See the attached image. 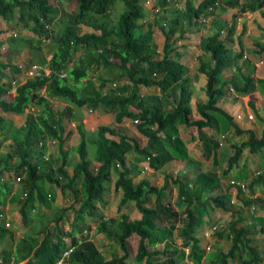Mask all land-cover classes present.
I'll list each match as a JSON object with an SVG mask.
<instances>
[{
    "label": "trees",
    "instance_id": "trees-1",
    "mask_svg": "<svg viewBox=\"0 0 264 264\" xmlns=\"http://www.w3.org/2000/svg\"><path fill=\"white\" fill-rule=\"evenodd\" d=\"M116 1L0 0V19L5 24L31 31L34 37H23L37 51L42 49V38L49 41L53 26L58 24L59 27L55 45L50 46L46 54L50 57L34 61L46 65L49 74L30 76L17 84L18 79L14 77L21 73V67L0 60V146L6 138L10 139L7 149L0 150V204L3 203L2 193L10 192L13 186L9 181H1L4 171L19 177L23 194L26 193L17 196L18 212L25 226L31 221L30 210L37 203L43 205L49 201L46 187L54 184L61 190L69 189L73 198L68 206L58 208L52 216L53 226L37 222L14 245L1 248L0 264L21 261L54 264L66 248L65 237L76 245L65 258V264H128L126 242L132 234L139 237L133 258L135 264H189L177 262L183 257L182 250L166 239L174 237L175 231L184 247H188L189 262L200 263L205 255L197 235L210 209L233 214L217 232L219 237L227 236L231 242L227 249L218 251L215 263L229 264V259H238V264H262L263 255L250 237L254 228L242 223L240 209L231 211V186L223 184L219 174L210 168L218 164L219 140L203 128L218 131V122H222L223 128L234 126L232 117L218 106L222 96L230 88L239 94L256 89L253 59L238 65L237 60L243 56L242 43L238 41L236 52L228 47L227 40L235 26L233 19L228 21L222 15L229 8H237L240 12L259 10L264 16V0H200L197 5L193 0H182L181 6L178 3L181 0H153L151 18L147 17L146 0H119L125 10L110 24L108 20ZM215 12L218 15L213 21L215 31L199 42L200 49L210 55L208 61L198 56L197 71L205 77L204 96L192 105L191 79L184 74L185 66L176 42L184 38L186 32L200 28L204 19ZM223 29L225 36L220 33ZM2 32L4 29L0 28ZM156 32L163 35L159 58H156L154 43ZM10 39L14 38L7 39L11 48ZM2 46L0 41V57ZM256 47L253 53L264 51V43H257ZM97 66L108 71L115 68L116 74L112 78L100 75L97 83L89 76ZM232 68L234 71L229 76L223 75ZM61 71L66 75L60 76ZM112 79L118 83L107 88V80ZM257 82L264 85V79ZM53 99L66 103L58 106ZM250 104L254 108V104ZM82 106L110 113L117 124H123L127 118L138 119L134 124L147 138L146 144L142 146L135 137L112 125L87 130L78 114ZM10 113H26L21 127L14 126L5 117L4 114ZM65 121L75 123L80 137L75 147L78 159L73 163L71 174L66 170L68 157L64 144L70 132H65ZM235 131L241 132L237 126ZM247 132V139L232 144L224 175L237 163L244 148L251 153H264V133L257 138L252 131ZM184 134L188 138H183ZM50 140L57 142L59 164H55L56 158L49 150L47 141ZM89 144L95 148L92 158L88 157ZM130 152L134 154L133 163L128 160ZM191 154L198 165H205L207 169L198 166L193 172L188 169L166 172L160 187L143 176L132 181L136 167L142 163L143 173L147 167L162 169L176 158L189 163ZM44 155L48 158L44 159ZM111 181L114 189L120 191V197L116 215L107 217L102 209L108 204L105 191ZM257 182L264 183L261 172L246 183L247 194L238 188L235 196L243 205L250 206L257 200V196H253ZM183 205L179 211L177 207ZM133 209L135 215H131ZM182 213L184 216L176 222ZM258 220L263 224L260 228L263 233L264 220ZM4 221L0 212V244L7 233L14 241L13 232ZM90 221L96 223L97 233L113 243L112 247L120 246L121 254L109 259L104 257L90 236ZM65 222L69 231L61 227Z\"/></svg>",
    "mask_w": 264,
    "mask_h": 264
},
{
    "label": "crops",
    "instance_id": "crops-1",
    "mask_svg": "<svg viewBox=\"0 0 264 264\" xmlns=\"http://www.w3.org/2000/svg\"><path fill=\"white\" fill-rule=\"evenodd\" d=\"M193 2L195 5H197L198 2H200V0H193ZM146 10H147V17L151 18L152 12L148 8H146ZM217 16H218L217 12L209 15L208 17H206L204 19V23L200 28L195 27V28H193L192 31L186 32L184 34V38L178 39L179 41H181L179 46L176 42L177 50L181 55L180 60L185 66L186 76L190 77L191 83H192L193 95H192L191 103H195L196 99H201L204 96L202 94H203V88H204V83H205V77L203 74H201L197 71V67L199 65L198 56H201L203 59L208 61L210 55L208 53L203 52L200 49L199 42L203 36L211 34L212 32L215 31L216 27H215V24L213 21H214V19H216ZM222 17L228 19V21L233 19V23L235 26L234 31L232 33V36L230 38H228V40H227L229 42L228 47L232 51L236 52L239 50L238 41L240 40L242 43L243 56L237 60L238 65H241L243 62H246L249 59H251V60L253 59L252 61L255 65L253 76H254V79L256 82V89L251 93L239 94L230 88L229 90L226 91V94L224 96H222L220 102L218 103V106H220L224 111H226L232 117V122L234 123V126L230 125L226 128H223L221 126L222 122H218V124H219L217 127L218 131L216 130V128H212V127L211 128L210 127L203 128L207 134L213 135V136H215V138H217L219 140L218 154H219V150H221V147H223L224 145H228V147L231 148V150H230V154H231L232 153V144L234 142H228V141H226L227 139H225V141H224V137L226 136V133H229L230 135L235 134L234 137H236V138L241 137L242 139H241L240 143L243 140L247 139V137H248L247 131H252L257 138H259L264 133V85L263 86L259 85V83L257 82L259 79H264V51H262L260 53H256V52L253 53V51H255L257 49V47H256L257 43H264V16H262L260 14L259 10H255L252 12H250V11L240 12V11H238L237 8H229L225 11V14L222 15ZM0 22H2L4 24V21L2 19H0ZM1 29H4V28H1ZM225 34H226V31H225V29H223V32L221 33V35L225 36ZM154 35H155V33H154ZM7 39L5 42L2 41L3 42V46H2L3 54L0 57V59L5 58L12 53L19 54L21 63H19L18 65L23 66L25 64V63H23L24 62L23 56H22L23 52H19L18 50L15 52L10 51V47H8L9 45H8ZM29 62L32 63L34 61H29ZM29 62H27V63H29ZM14 64H16V63H14ZM233 71H234L233 68L227 69L224 71L223 75L229 76L230 73ZM92 77L95 80V82H97L96 81L97 79L95 78V76H92ZM11 92H14L13 88H12ZM250 103L254 104V108L251 107ZM59 104H63V103H59ZM31 109H33V107H31ZM26 111H28V110H26ZM78 114H79V117H81V120L84 124V127L89 131L95 130L99 125H104L103 122L106 118L107 119L112 118L110 113H103V112H100L98 110H91L85 106H82L81 108H79ZM237 114H241V118H237L236 117ZM4 115L8 119H10L12 121L13 125L16 127H21L23 125L25 119H26V113L20 114V115H17V114H11V115L10 114H4ZM15 118H18V120L21 119L22 121L16 122ZM71 123L73 124V126H75L74 122H71ZM123 124L128 126V123H126V119H125ZM235 126H237L241 130L240 133L235 131ZM66 131H68V129H65V132ZM122 132L126 133L129 136L135 137L139 141V143H141L142 138H144V137L139 135L140 133L138 134V131H132L131 130L130 133H127L125 131H122ZM76 134L78 135V137L76 136ZM18 135H20L19 138H21L22 137V131H20L18 133ZM6 136L9 137V135H6ZM112 136H115V135H112ZM79 140H80L79 134L74 133L73 139H72V145L75 144V147H76ZM9 142H10V139H7V138H6V140L2 141L1 146H0L1 152L5 151L7 149ZM145 144H146V142H142L141 145L143 146ZM235 144H237V143H235ZM64 149H67L65 144H64ZM73 150H71V151L73 152ZM247 151H249L248 148H244V150L242 151V154H241L240 158L238 159L237 163L231 168V170H230L231 172L228 173L229 174L228 180H225V178H221V181L223 184L227 185V183L230 179H235V178L248 183L254 178V176L256 175V171H259V172H261L262 175H264V168H258L257 167V169H255V171H253V172L251 170V164L256 163L255 165H257V164H260V160L264 161V153H262V154H260L259 152L252 153L255 155V156H252L248 152V154L250 156L247 159ZM51 152H53V150H51ZM244 154H245V156H244ZM259 154L261 155V157L260 156L258 157ZM75 155H76V158L74 159V161L72 163H74L78 159V154L75 153ZM226 157H227V153H225V158ZM241 158H242V161H240ZM218 160H219V158H218ZM180 162L186 164L184 161L180 160ZM142 164H140V165H142ZM173 166H175V165H173ZM72 167H73V165H72ZM169 168L173 169V167H169ZM66 170L69 173L70 172L69 170L72 171V168L70 169V168H67V166H66ZM147 170L150 172V174L157 171V170H152V169H151L152 170L151 171L150 168H148V167H147ZM147 170H145L144 173H146ZM188 170H190V169H188ZM245 170H248V174L245 178L237 175V174L243 175L245 173ZM69 174H71V173H69ZM11 175L12 174H10L9 172H6V171H4L3 174L1 175V178H2L1 181H3V182L9 181L11 184H13V186L11 187L10 192L2 193L3 203L0 204V212L5 218V221H4L5 226L8 227L7 224L11 225L8 228L13 232L12 238L15 240V242L13 241V245H14L18 241V238L20 237V236L15 237V234H19V232L23 233V229L20 228V226H18V221H17V220H20V215L18 212V201L17 200H18V197H21L23 195V190L20 193V195L17 197L16 191H19L22 189L21 182H20V180H17L15 178V176H13V175L11 176ZM57 188H58L59 192L54 194L52 192L51 187H49V186L46 187L45 192L47 194L48 193L50 194V199L47 202V204L40 205L37 208L35 205V207H33V209L30 210V212L38 211L40 218L42 216H44V217L49 216L50 219L45 224L52 222L51 221L52 216L55 215V212L58 210V208L68 206L72 202L73 198H72L71 192H70V194H67V196L65 197V194L64 195L61 194L63 190L61 191V189L59 187H57ZM253 188L255 191L253 195H255V197L257 196V198H256L257 200H255V202L250 204V206H245L240 201L237 200V197L235 196V193H234L235 188H233L231 186L230 187L231 198H233L235 200V202H234L235 205L232 206V209L236 208V209L241 210L240 214L244 218V220H242V223L243 222L246 223L247 220H250L247 223H249L248 225H250L251 227L254 228L250 237H251L252 241L254 242L253 244L256 245L258 247V249L260 250V246L258 245L257 241L253 240V236H254L253 233L255 230H257L258 233H261V235L264 236V232L262 233L260 231V228L263 224L258 220V219L264 220V183L263 182H257ZM62 196L64 197L63 200H62ZM249 196L251 197V195H249ZM65 201H67V203H64ZM234 203H232V204H234ZM41 208L44 209L45 211L49 210L48 214H46L44 212V210H40ZM133 213H134L133 215L136 214V212H133ZM213 213H219V212L215 211ZM210 214L211 213H209V215ZM219 214L220 215H229V216L233 217V214L230 211H228L225 214H222V213H219ZM32 217L34 218L33 213H32ZM245 217H247V218H245ZM30 218H31V215H30ZM30 220H32V218ZM229 220H231V219H229ZM252 220L255 221L253 225L250 224V223H252ZM35 221H37V220H35ZM30 222L27 226H30ZM53 222H54V220H53ZM216 222H218V221H214V223H216ZM12 223H13V225H12ZM206 223H207V221L205 222V225H203L200 229L204 230L210 225V224L207 225ZM41 225H43V224H41ZM48 225L53 226L54 224L53 225L48 224ZM12 226L15 229H12ZM17 231H19V232H17ZM10 236L11 235L8 233L3 236L2 242L0 244L1 247H5L7 245L6 248H8L11 245L10 244L11 243ZM103 237H104V235H103ZM203 238L204 237H202V242L204 243V245L200 244L203 247V249H204V246L206 244L207 245L209 244L210 247L212 246V248H210V250L206 251L205 258H204V256H202V258H204V259H201V261H200L202 264H203V261L208 257V252H210L212 249L216 248L215 247L216 244H214V243L212 244V242H213V240H211L212 237L209 239L204 238V239H206L205 241H203ZM138 239H139V237H138ZM261 254H262V251H261ZM179 260L180 259H178V261ZM212 260L214 262L213 261H210V262H213V264H214L215 261L217 260V258L212 259Z\"/></svg>",
    "mask_w": 264,
    "mask_h": 264
},
{
    "label": "rangeland",
    "instance_id": "rangeland-1",
    "mask_svg": "<svg viewBox=\"0 0 264 264\" xmlns=\"http://www.w3.org/2000/svg\"><path fill=\"white\" fill-rule=\"evenodd\" d=\"M182 2H183L182 0H181V2L180 1L178 2L180 6L183 4ZM152 3H153V0H147L145 2V4H144L145 8H148L151 11L152 10ZM124 10H125V5L123 4V2L117 0L116 3H115V6L111 10V15H110L109 20H108L109 23L110 24L114 23L116 21V19L119 17V14L121 12H123ZM0 27L4 28V32L0 33V40L5 42L8 37L9 38H14L13 40L10 39V46H11L10 51L15 52V51L18 50L19 52H23V55H22L23 56V60H24L23 63H27L29 61H37L39 59L42 60L43 58H46L47 57L46 54L50 51V46L55 45V44H53L54 43V37H58V31H59L58 24L54 25L53 26L54 30L52 29V33H51L52 36L50 37L49 41H48V39H45V42L48 41L47 43H44V42L41 41L40 45L42 46V49H41V51L40 50L37 51L36 48L31 43L26 42L25 41V37H23V36L34 37V34L31 31L22 29L21 27H15L12 24H5V23L3 24L2 22H0ZM89 30H92V29L89 28ZM19 38H21L20 41H14L15 39H19ZM7 42H8V40H7ZM154 43L156 45L155 51L157 52L156 58H159L161 56V53H162L163 36L156 32L155 35H154ZM179 45L180 44H178V46ZM48 57H50V54L48 55ZM209 58H210V56H209ZM0 60L1 61H5V62L16 63V64L21 63L19 54H15V53H12V54L8 55L7 57L2 58ZM24 67H26V64H24ZM115 74H116V69L115 68H112L111 71H108L107 69H105L103 67H100V66L94 67V69L89 72V75L91 77L95 76V78L97 79L96 81H99V76L100 75H102L104 77H107V78H112V76L115 75ZM184 74L186 75V73H184ZM12 78H13V76H12ZM14 78L18 79L17 80V84L18 83L21 84L22 82L25 81V79L27 77H25L23 75L22 67H21V73L17 74ZM113 82H117L118 83V81H116V79L107 80L106 87L107 88L113 87L112 86ZM11 90H12V88H11ZM43 92H44V89H41V93H43ZM53 101L58 102V103H63V104L66 103V102H64V101H62L60 99H53ZM58 103H56V104H58ZM63 104H58V106L59 105H63ZM192 105H195V103H192ZM10 115H11V113H10ZM111 117H112V115H111ZM131 120H132L131 118H127L126 119V123H128V126H126L124 124H117L114 121L113 117L110 118V119L106 118L103 123H104V125L105 124L110 125V126L112 125L113 127L117 128L119 131H125L127 133H130L131 130L132 131H137V129L135 127V124ZM15 121L16 122H21L22 120L21 119L18 120V118H15ZM65 129H68V131L70 132V134H69V136H68V138H67V140L65 142V146L67 148L65 152H66V155L68 157L67 168L71 169L72 165H73L72 162L76 158L75 153L77 154V152L75 150V144L72 145V139H73V134L77 133V131L75 129V126H73V124L71 122H68V121H65ZM139 133L140 132H138V134ZM139 135L144 137V138H142L140 144H142V142H146L147 138L141 133ZM76 136L78 137L77 134H76ZM109 136L117 138L116 136H112V135H109ZM234 136H235V134L230 135L229 133H226V136L224 137V141H225V139H227L226 141H228V142H234V143L239 144L242 138L241 137L236 138ZM183 137L188 138V135L184 134ZM189 147L192 148V146H190V145H189ZM49 150H50V152H51V150H53V152H52L53 156L56 158L55 164H59V160L61 161V159H60L59 153L57 151L58 150L57 149V145L56 144L50 145ZM71 150H73V152ZM94 150H95L94 146L89 144L88 145V157L89 158L93 157ZM230 150H231V148H229L228 145H224L223 147H221V150H219V154H218V158H219L218 164H216L215 166H211L210 167V168H212L211 170H213V171L215 170L219 174V176H221V178H225V180H228V175L229 174L224 175L223 174V168L225 167V165L227 163V159L226 158H228V156L230 155ZM248 152L249 151H247V159L250 156L249 154H251L252 156H255L251 152H249V154H248ZM225 153H227V157L226 158H225ZM133 155L134 154L132 152H130L128 154V160L130 161V163H133ZM244 156H245V154H244ZM259 156L261 157L260 154L258 155V157ZM189 157H190L188 159V160H190L189 163L184 164V163L180 162V160L178 158H176V159H173L168 164H166L164 166V168L159 169V170H157V171H155L154 173H151V174H150V172L147 169H146L147 170L146 173H144V172L142 173L141 170L143 169V165H140V166L136 167V171L133 173V176H132V181L135 182L139 178H141L142 176L145 177V178L149 177L148 180L153 182L156 186L160 187L163 184V182H164V174L166 172H171V171L178 172V171H183V170H186V169H190L191 171H194L198 166H200L201 169H204V170L207 169V167L205 165L204 166L202 164L198 165L196 163L197 159H196V157L193 154L189 155ZM240 161H242V158L240 159ZM255 164L256 163L251 164L252 172L255 171V169H257V167L258 168H264V161L263 160L262 161L260 160V164H257V165H255ZM173 165H175V166H173ZM169 167H173V169H170ZM69 171H70L69 173L72 172L71 170H69ZM112 172H113V170H112ZM244 174L243 175L237 174V175L238 176H242V177L245 178L247 176V174H248V170H245ZM113 175H114V173H113ZM79 184L81 186V183H79ZM49 187H51L52 192L54 194L59 192V190H58L56 185L52 184ZM172 187H173L174 190L176 189L175 184H173ZM16 192H17L16 195L19 196L20 193L22 192V189L19 190V191H16ZM61 194L62 195L65 194V197H66L67 194H70V191H69V189H65V190L62 191ZM119 197H120V191H117V190L114 189L113 182L111 181L110 183H107L106 184V191H105V198H106L108 204L102 209L103 213H105L107 215V217H112V216L116 215V205H117V203L119 201ZM63 199H64V197L62 196V200ZM64 203H67V201H65ZM233 205H235V203ZM39 206H40V204L37 203L36 204V208L39 207ZM183 207H184V205L182 206V208H179V207H177V208L179 209V211H181V209H183ZM40 210H44V209L41 208ZM234 210H236V208L232 209V211H234ZM48 211L49 210H47V211L44 210V212L46 214H48ZM209 211H210V213L212 215L210 214L208 216L207 220H204V222L207 221V223H206L207 225L211 224L214 221H219L222 224H225L229 219H232V217L229 216V215H220L219 214L220 212L219 213H213L211 210H209ZM133 212H134V209L131 211V215L134 214ZM32 213L34 214V218L35 219L32 217ZM30 215H31V218H32V220L30 222V226H25L22 223V221H20L21 218H20V220H17L18 221V226H20V228L23 229V233L17 231V232H19V234H15V237L16 236L17 237L20 236L18 238V240L20 238H22L23 235H26V232L29 231L28 229H30V227H32L35 224H37V222L41 223V224H45L50 219L49 216H47V217L42 216L40 218L38 211L30 212ZM183 216H184L183 213L179 214L176 222L178 220H180ZM245 218H247V217H245ZM35 220H37V221H35ZM87 220H88V218H87ZM51 221L52 222H50L48 224L53 225L54 222H53V220H51ZM249 221L250 220H247L246 223L249 222ZM90 224H91V229L89 230L90 236L93 238V240L95 242V245L101 250V252L103 253V255H104V257L106 259H109L111 256L118 255V254L122 253L120 246H118L116 244L115 247H112L113 243L111 241L110 242L107 241L106 239H104L105 237H103V235L101 233H97L96 232V230H95L96 229L95 228L96 223L95 222L90 221ZM247 224H249V223H247ZM7 225H8V227L11 226L10 224H7ZM12 225H13V223H12ZM162 225H165V223H162ZM203 225H205V223ZM61 227H62L63 231H69V229H70L66 222H65V225L63 226V224H62ZM12 229H15V228L12 226ZM201 231H202V229H200V232L198 233L197 237L200 239V244L204 245V243L202 242ZM253 234H254L253 240L257 241L258 245L260 246V250L262 251L263 261L261 263L264 264V236H262L261 233H258L257 230H255ZM174 235H175L174 237H168L166 239L169 240V242L172 245H175L176 247H178L179 249L182 250L181 252L183 254V257H182V259H180L177 262L178 263H189V264L192 263V264H194L195 262L191 261V263H190L189 262V258L187 257L188 247H184L182 241L176 235V231L174 232ZM219 236L220 235H218L217 233L212 235V239H211V240H213L212 244L213 243L216 244V246H215L216 248L212 249L210 252H208V257L203 261V264H207L210 261H213L212 259H215V258L218 257V251L225 250L230 245L229 243L231 241H230L229 237H227V236L219 237ZM105 240H106V242H105ZM205 240L206 239L203 238V241H205ZM14 242H15V240H14ZM12 243L13 242L11 241L10 244H12ZM163 243H166V242H163ZM137 245H138V235L132 234L129 238H127L126 247L128 249V252H129V256L127 258L128 259L127 260L128 264H135L133 258H134V255L136 253V250H137ZM6 247H7V245L5 247H1L0 246V249L1 248H6ZM153 248L154 247H152V248L149 247L150 250L153 249ZM211 248H212V246H211ZM205 254H206V252H205ZM180 255H181V253H180ZM204 258H205V256H204ZM204 258H202V259H204ZM18 264H23V261L19 262ZM196 264H202V263L200 262V263H196ZM229 264H238V259H229Z\"/></svg>",
    "mask_w": 264,
    "mask_h": 264
},
{
    "label": "built area",
    "instance_id": "built-area-1",
    "mask_svg": "<svg viewBox=\"0 0 264 264\" xmlns=\"http://www.w3.org/2000/svg\"><path fill=\"white\" fill-rule=\"evenodd\" d=\"M147 1V0H146ZM209 9H212L211 7L209 8ZM223 32V30H220V33H222ZM181 43V41H177V44H180ZM49 72H50V70L48 69V67L46 66V65H44V66H40V65H38V64H35V63H32L27 69H25L24 71H23V75L25 76V77H30V76H35V75H41V74H45V75H47V74H49ZM60 76H65L66 74L63 72V71H61L60 73ZM15 84V82L13 81L12 82V84ZM116 85V83L114 82V83H112V86H115ZM236 117L237 118H241V114H237L236 115ZM132 122L133 123H137L138 122V119H134V120H132ZM48 143H49V145H53V144H56L57 142L55 141V140H50V141H47ZM42 141H40L39 142V146H41L42 145ZM44 157V159H47L48 158V155H44L43 156ZM259 173V171H256V175ZM17 180H19L20 178L19 177H17L16 178ZM228 184L230 185V186H232L233 188H235V194H236V192H237V190H238V188H240L241 189V191H243L245 194H247V186H246V182H244V181H241V180H238V179H230L229 181H228ZM24 195H26V193H24L23 194V196ZM254 197H255V195H253ZM234 199L233 198H231L230 199V203H234ZM224 224H222L221 222H216V223H212V224H210V226L209 227H207L206 229H204L203 230V232H202V236L204 237V238H206V239H209V238H211L212 237V235L213 234H215V233H217L220 229H221V227L223 226ZM84 233H85V231H84ZM67 239L68 238H66V248L62 251V253H61V256L59 257V259L54 263V264H65V258L70 254V253H72L73 252V250H74V248L76 247V245L75 244H73V243H71L70 241H67ZM210 245L208 244H206L205 246H204V251L206 252V251H208V250H210Z\"/></svg>",
    "mask_w": 264,
    "mask_h": 264
},
{
    "label": "clouds",
    "instance_id": "clouds-1",
    "mask_svg": "<svg viewBox=\"0 0 264 264\" xmlns=\"http://www.w3.org/2000/svg\"><path fill=\"white\" fill-rule=\"evenodd\" d=\"M42 42H44L45 43V39H43L42 38ZM32 63H35V64H38V65H40V66H44V65H41V64H39V63H36V62H32ZM32 63H25L26 64V66H28V65H31ZM18 65V64H17ZM18 66H20V65H18ZM22 67V73H23V71L25 70V67H24V65L23 66H21ZM28 68V67H27ZM26 68V69H27ZM65 73V72H64ZM66 74V73H65ZM16 84V83H15ZM15 84H12V85H15ZM14 89V88H13ZM202 232H203V230L201 231V236H202ZM203 237V236H202ZM65 238H68V237H65ZM205 252V251H204ZM204 255H205V253H204ZM19 263V262H18ZM17 263V264H18ZM12 264V263H11ZM23 264H24V261H23Z\"/></svg>",
    "mask_w": 264,
    "mask_h": 264
}]
</instances>
